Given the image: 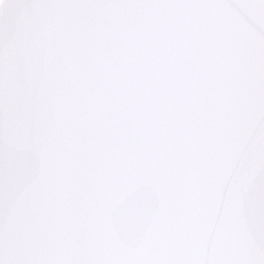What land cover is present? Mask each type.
<instances>
[{
    "label": "water",
    "instance_id": "water-1",
    "mask_svg": "<svg viewBox=\"0 0 264 264\" xmlns=\"http://www.w3.org/2000/svg\"><path fill=\"white\" fill-rule=\"evenodd\" d=\"M0 264H264V0H0Z\"/></svg>",
    "mask_w": 264,
    "mask_h": 264
}]
</instances>
